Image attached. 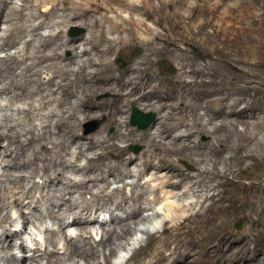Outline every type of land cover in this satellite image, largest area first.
Instances as JSON below:
<instances>
[{
	"label": "bare ground",
	"instance_id": "obj_1",
	"mask_svg": "<svg viewBox=\"0 0 264 264\" xmlns=\"http://www.w3.org/2000/svg\"><path fill=\"white\" fill-rule=\"evenodd\" d=\"M9 1L11 0H0V25L8 24L6 29L8 35L5 40H2L0 50L15 43L14 40L19 38L18 33H15L19 32L17 30H20L24 35L26 29L24 28L23 31V27L21 25L19 27L18 22H23L26 11L35 24H29L28 27L25 22L27 24L25 26L30 29L28 32L31 33V37L25 41L24 50L18 56L9 55L0 59V78L6 70L15 71L20 68L22 76L29 74L26 75L28 77H23L26 85L24 83V86L18 85L19 87L12 85L15 87L13 89L10 85L4 91L2 88L0 93L7 90L9 99L14 100L19 96L18 91L15 92V90L19 89V92L25 94L27 98L30 97L33 100V97H38L37 101L35 100L38 103L37 106H34V103L32 106L34 110H44L47 107L55 106L54 110L57 111H49L44 114L43 121L38 124L40 132L37 134L33 131L29 132L30 136L25 142H20L17 135L7 133L15 131L11 126L5 128L6 133L0 132V143L2 140H7L8 146H16L17 151H21V154L29 151L28 159L31 162L39 157L37 154L40 152L51 155L59 148L58 144L65 140L64 142L69 145H74L75 151L72 152L74 161L61 157L55 168L58 165L62 171L80 173L82 177L79 181H74L68 176L57 180L55 177L50 178L47 175L46 166L42 167V173L47 181L60 182L62 187L58 188L59 184L57 188L53 189L54 192L60 193L55 203L51 200L49 190L45 195L42 194L35 200L31 190L26 192L21 190L18 181H21L23 176H16L15 173L8 170L19 166L25 168L27 163L24 161L18 164L16 162L18 153L16 152L13 157H11L12 152L4 155H9L10 159H4L6 164L3 166L8 169L5 170L7 173L2 176L4 181L6 179L12 184V187H3L6 194L3 193L5 199L2 200L8 203L7 193L14 188L18 195L15 201L22 202L23 199H26L29 201L26 205L33 207L36 211H39L43 201H50L49 208L47 207L48 213L57 222L59 229L62 228L60 233L66 227H77L80 232V235L66 239L64 245L59 249L47 250L46 248L43 250L40 256L47 259L46 264H58L62 259L69 261L79 259L84 264H110L108 257L115 254L118 247L131 248L127 237L132 235L135 226L149 223L152 218H155L157 213L154 212L151 204L159 203L160 197L163 198L167 195L175 197V191H180L176 194L179 199L186 198L189 193L196 195L197 198L195 202H190L187 205H176V209L180 208L182 216H175L176 219L173 221L176 222L173 226L171 225V228L162 227L160 231L164 235L167 232V235L159 238V243L152 249V254H149L147 260L139 264H264V100L259 98L248 101L243 94L233 96V91L232 93L228 91L229 86L228 88L223 87L230 83L231 87L237 89L239 83H244L246 89H250L249 86H254L260 92H264V33L262 26L260 25L262 28L260 29L259 24L250 23L244 28L247 30L246 33L251 32L250 36L245 34L246 36L243 37H241L242 35L233 37L235 42L233 43L232 40V43L229 42V46H231L230 49L235 48L237 56H231L229 54L231 50L227 53L217 48L210 49L211 52L202 54L200 60L207 58L208 62L203 61L201 68L195 67L198 64L197 58L192 56L194 54L190 55V58L186 57L189 59L184 61L179 57L181 63L178 64V77L176 76L177 78L173 81L176 87L163 93L153 88L154 80L150 71L153 59L150 57L153 54L162 53L183 57L189 53L188 47L192 45L193 41L191 42L183 35H174L171 39L165 40L158 36L153 38V13L156 12L153 0H17L18 4L14 2L15 0ZM177 9L175 6L172 13H169L170 20H175V26L179 25L181 29H185L186 26L182 24L183 22L181 23L177 19L179 15ZM125 11L129 13V16L122 18L120 22L107 16L112 12L121 16ZM135 14L144 19L133 18ZM53 16L54 20L57 18L60 21H50L51 32L42 35L39 31L43 29L45 21ZM89 19H92V25L87 37L86 35L79 39L63 37V27L74 22H78L79 26L87 27ZM145 21H150L151 25ZM56 42L58 45L54 50L52 46ZM154 42L163 43L164 48L158 47V44H153ZM34 43L38 44L35 46V51L28 52V48L34 46ZM60 47L61 50L62 48L72 50V57L64 58L60 53ZM132 49L134 55L140 54V58L134 62L130 61L131 63L129 62L130 64L122 70L116 69L113 62L110 61V56ZM44 50L48 51L47 54L41 53ZM82 57H86L85 60L83 59L84 61L80 59ZM78 58L81 64L76 61ZM72 60L78 64L74 70L70 67L71 64H74ZM34 68L37 69L34 70ZM42 69L50 71L51 78L45 82L43 80L36 82L32 77H38ZM192 74L207 76L211 81L185 78L186 75ZM30 84H32V88L27 87ZM100 92H109L115 97L107 103H96L93 98ZM187 98L190 99V102H187ZM180 99H185L186 103L183 100L184 105L177 107V102ZM133 102L139 105L153 104V108L159 114L163 113L154 127V132L144 134L149 142L147 152L150 155L144 159L140 167L136 168L137 170L135 169L134 176L131 174V169L127 172L128 165L133 164L134 160L131 157L124 158L120 147L110 141L115 137L122 139L135 133L134 129L127 127L125 121L127 119L125 112L128 110L125 108L128 103ZM78 114L83 119L89 116L105 117L106 120L100 131L97 132L98 134L103 135L106 127H109L108 125L111 123L115 125L116 131L111 138H104V141L96 140L95 137V141L93 137L83 138L76 131L81 118ZM187 116L192 117L190 123L185 120ZM30 118L32 119V117ZM203 118L206 124L210 125L220 120L218 125L213 124L210 132L221 133L214 143L205 146L191 139L193 135L195 138L203 132L207 133V127L201 123ZM5 121L7 122L6 119ZM75 122L78 124L74 125L76 127L73 129V125L72 127L70 125ZM3 123L4 118L1 116V129L6 127ZM238 125L242 127V130L237 129ZM122 129L124 132L121 131ZM47 135L55 136L56 140L62 139V142L51 144L52 146L48 147L45 143ZM260 137L262 138L260 139ZM33 146L37 147L33 148ZM251 146H254L256 151L251 149ZM7 148L5 147L0 153H4ZM94 149H99L101 152L95 153L94 157L86 158L83 167L76 164L79 158L85 156V152ZM226 154L227 156H225ZM110 156H116L117 163L115 165L104 163L105 159ZM114 157L112 158L114 159ZM247 160H251L252 163L245 166ZM119 167L122 169L118 170ZM251 168L252 171L248 170ZM123 169L127 174L129 173L128 175L137 177L131 186L134 189L140 186L139 191H132L130 195H125L118 188L110 193L106 192L105 188L92 196L94 204L78 207L76 203H71V195L87 189L89 182H105L108 185L109 183L106 182L108 176H114L116 171ZM118 175L121 178L120 174ZM254 175L259 178L254 180ZM145 177L146 181L141 184L139 181ZM2 180L0 179V187L4 182ZM153 180H158L156 187L150 186V182ZM246 186L248 188L241 197L240 194L236 196L237 194L234 193H225V190L228 192ZM218 188L224 190L208 195L203 193L214 192ZM114 192L120 193L118 201L112 198L115 195ZM149 193L152 194L151 199L148 198ZM165 207L172 208L168 205ZM3 209L0 205V254L8 252V255L5 254L7 255L5 258H0V264L36 262L37 257L35 256L18 259L11 253L17 247L16 243H13L17 234L13 233L8 236L6 233L11 221L7 214L2 215ZM102 210L108 213L110 222L114 220L113 216L116 211L124 213L125 217L120 218L117 225L109 229L103 228L100 239L91 243L90 237L87 236L89 227L98 222ZM180 210L178 211L180 212ZM186 212L192 213L185 215ZM244 212L247 215L255 216L249 219L250 225H252L251 233L236 235L232 233L233 231H228L233 223L245 218V216H239ZM68 218L70 222L66 224L65 220ZM22 219L24 225L22 228H25V224L30 222V218L22 217ZM114 222L115 220L112 224ZM5 223L6 226H4ZM49 234L55 237L53 233ZM123 240L126 243L121 244ZM150 240H153L152 236ZM250 243H253L252 248L249 247ZM50 245L55 247V241H50ZM171 245L174 247L169 250ZM19 248L23 249V245L20 244ZM165 251H169L168 254L164 253ZM52 258L55 259L54 262L51 260Z\"/></svg>",
	"mask_w": 264,
	"mask_h": 264
},
{
	"label": "rangeland",
	"instance_id": "obj_2",
	"mask_svg": "<svg viewBox=\"0 0 264 264\" xmlns=\"http://www.w3.org/2000/svg\"><path fill=\"white\" fill-rule=\"evenodd\" d=\"M11 1H13V0H11ZM11 1H9V2H11ZM14 2L16 4L19 3L17 0H15ZM20 4H21V2H20ZM9 5H10V3H9ZM116 6L119 7L118 5H116ZM175 6L178 8L177 10L179 13L177 19L180 20L181 23L183 22L182 24L184 26H186L185 29H181L179 25L175 26L174 25L175 20H172V19L170 20V14L172 13V11H173L172 9ZM153 7L155 8V9L154 8L153 9L156 10V12L153 13V38L155 36H158V37H161V39L163 38L162 40H165V39H171V37H174V35L175 36L183 35V36L189 38L191 40V42L193 41L192 45L190 47H188L189 50L187 49L189 53H187V55H184L183 57L177 56V55L171 54V53H169V54H167V53L153 54V56L150 57L151 59H153L152 66L150 67V71H151V74H152L153 80H154L152 83L153 88L160 90L163 93H166V91H168V89H173L174 87H176L175 84L173 83V81H174V79H176L178 77V64L181 63V62H179V60L181 58L183 61L188 60L191 57L190 55L194 54L192 56L195 57V59L197 58L196 61L198 64L195 67L201 68L203 61L208 62L207 58L206 59L203 58V60H200L202 57V54L204 55V52H208V51L211 52L214 48H217L220 51L221 50L225 51L227 53H229V50H231L229 54H231V56H237V54L235 53V48L230 49L231 46H229V44L232 42L234 43L235 42L234 38L237 36H241V35H242L241 37L246 36V35L250 36L251 32H249V33L247 32L248 33L247 34L245 32L247 30L244 29L250 23H257V24H259L258 26L261 25L263 29L261 28V26H260V29H262L263 33H264V0H153ZM26 12H25L26 16L24 18L25 21L23 20V22L22 21L18 22L19 23L18 26L19 27L22 26L23 31L25 29L27 30V28L29 27V24L31 25L34 22L28 16V11H26ZM162 13H163V15H162ZM107 16L112 18V19L114 18V20L116 19V21L120 22L122 20V18H127V16H129V13L125 11V12H122V14L120 16V15H116L115 13L112 12V13H108ZM26 17H27V20H26ZM166 17L169 19H167ZM133 18H140L142 20L144 19L142 16L138 17L137 14H135V17L133 16ZM58 20L59 19H57V18L54 20V16L50 17L49 20L45 21L43 29H41L39 32L42 35H47L48 33L51 32L49 22L50 21H58ZM30 21H31V23H30ZM25 22L28 24V27L25 26V25H27ZM145 22L148 25H151L150 21H145ZM4 24L5 23L0 25V39H1L0 44H1L3 39L4 40L6 39V37L8 35V33H6L7 32L6 29L8 27V24H5V25ZM33 24H35V23H33ZM79 25L80 24L78 22H74V23H71V24L63 27V31H64L63 37L65 39H72V38L79 39L80 37L82 38L85 35L87 37L89 34L88 32H89L91 25H92V19L88 20V26L87 27H82ZM26 30L24 31V35L22 34V32L20 30H17V31H19L21 33L15 32V33H18L17 36H19V38H16L14 40L15 43H13V44L11 43L9 45V47H5L3 50H0V59L5 58L9 55H17L18 56L20 54V52H22L24 50L25 41L30 39V37H31L30 36L31 33L28 32L30 29L28 28V30L27 31ZM96 36H97V34H96ZM209 39L211 42L209 41ZM224 41H225V43H224ZM153 44H158L157 45L158 47L164 48L163 43L161 44L158 42H154ZM36 45H38V44L34 43V46L29 47L28 52H31V51L34 52ZM57 45H58V43L56 42L55 45L52 46L53 47L52 49L55 50ZM202 45H203V47H201ZM210 49H212V50H210ZM59 50H60V53L62 54V56L64 58L69 59L70 57H72L71 56L73 54L72 50H70L68 48L67 49L62 48V50H63L62 51L61 47L59 48ZM43 52L47 54L48 51L44 50L41 53H43ZM197 53H198V55H197ZM179 57H180V59H179ZM186 57H189V58L187 59ZM85 58L86 57H82L80 59L82 61H84ZM139 58H140V54L134 55L133 49H132L131 51H128V52L122 51L119 54H113L112 56H110V59H111L110 61L113 62V66L116 69L122 70L128 64L131 63L130 61L134 62L135 60L137 61ZM76 61L78 62V64H81L79 58L76 59ZM76 61H73L74 64L70 65L71 69H73V70L78 67V64ZM76 65H77V67H76ZM21 68H23V66H21ZM37 68H34V70H36ZM8 71H10V72H8ZM8 71L6 70L1 77L2 79L0 78V91H2V88H3V91L5 88H9L10 85H11V89H13L14 86L19 87V86L26 85L25 84L26 81H24L23 77H25L26 75H29L28 73L22 76L20 68H17L15 71H13V70H8ZM26 77H28V76H26ZM32 78L36 82H38V81L42 82V80H43V82H45L46 80L51 78V73H50V71H48L46 69H42L41 73L38 75V77L33 76ZM185 78H187L188 80H196V81H201V80L205 81V82L211 81V79L209 77H207V76L202 77L200 74L186 75ZM17 83H19V84H17ZM23 83H24V85H23ZM239 84L240 85H239V87H237V89L234 88L233 86L231 87L230 83L223 85V87L228 88V86H229L228 91L230 93H232V91H233V94H232L233 96H236V94H243V96L245 98H247L248 101L254 100V99H259V98L264 100V97H263L264 92H260L258 89L254 88V86H252V87L249 86L250 89H246V85L244 83H239ZM12 85H14V86L12 87ZM31 85L32 84L28 85L27 87L32 88ZM78 85L81 86L80 84H78ZM229 89H232V90H229ZM16 91H18L17 93H19L18 94L19 96L17 97V99H14V100L9 99V97H8L9 93L7 90L5 92L0 93V107H1L0 110L2 111L0 113V117L2 116V118H4L3 125H6V127H4V129L0 128V132L6 133L7 130L5 128H7V127L10 128L12 126L15 131H13L11 133L7 132V133L9 135H11V134L17 135L18 140L20 142H25L26 139L30 136V135H28L29 132L33 131L35 134L40 132L38 124L40 123V121L41 122L43 121L42 116L44 114H47V112H49V111H55L56 112L57 110H54L55 106H51L52 110L50 107H47V109H44V110L43 109L34 110V107H32V106H33V103H34V106H37L38 103L36 101H37L38 97L35 96V97H33L34 99L32 100V99H30V97L27 98L25 94L20 93L19 89H16L15 92ZM114 97H115V95L111 94L109 92H100L94 96L93 101L96 103H99V104L100 103H107L110 100H112ZM33 101H35L36 103ZM179 101L177 102V107H182L184 105V103H186L185 99H180ZM31 102H32V104H31ZM187 102H190V99L187 98ZM147 105H142V104L139 105V104L134 103V102L128 103L127 107L125 108V110L128 109V110H126L127 112H125V116L127 117V119L125 121L127 123L126 124L127 127H129L130 129H134L135 133H133L132 135H130L128 137L122 138V139L115 137L114 139L110 140L111 142L116 143L120 147L124 158L131 157L134 160L133 164L131 163L128 165L129 167L127 169V172H129L131 169V172H132L131 174L133 176L136 173L135 172L137 170L136 168L140 167V165L144 161V159H146L150 155L147 152L148 147H149V142H148V140L144 134L147 132H149V133L154 132L153 131L154 127L159 122L160 117L163 114V113L159 114L153 108V104H147ZM242 106H243V104L241 105V107ZM132 107L137 108L138 110H140L143 113H153L155 115L154 121L152 122V124L148 128L143 129V130H139L135 126H132L130 124ZM30 108H31V110H30ZM126 113H128V114H126ZM29 115H30V117H32L33 120L29 117ZM79 117H81V116L79 115ZM5 119L7 120V122L5 121ZM105 120H106L105 117L89 116V117H86L85 119H83V117H81L80 121H78L79 125H77L78 123H76V122H75L76 124L71 123V125L70 124L69 125L71 127L73 125V127H72L73 129L76 127L74 125H77L79 129L76 127V131L83 138L93 137V139H94V137H95L96 140L104 141L105 140L104 138H107V139L111 138V136L116 131V128L114 127L115 125H113V123H111L108 125L109 127H106L105 131L103 132V135L98 134L97 132L100 131V128L104 124ZM185 120L188 122L189 121L191 122L192 117L187 116V118ZM218 121H220V120H218ZM218 121L214 122L213 124L215 126L218 125L220 123ZM201 123H203V125H205L207 127L206 128L207 133L203 132V133L199 134L198 136H195V138L193 137L194 136L193 135L191 137V139L195 140L196 142H199L202 146L208 145L212 142L214 143V141H216V139L218 137H220L221 133L220 132H217V133L210 132V130L212 131V127L214 125L213 124H211V125L206 124V121L204 120V118H203V120H201ZM35 127H37V128H35ZM237 129L242 130V127L240 125H238ZM121 131L124 132L123 129ZM52 136L53 135H47L46 136L47 140H45V143L47 144L48 147L49 146L51 147L52 146L51 144H55V143L58 144V142H60L62 140V139L56 140L55 136H53V137ZM49 138H51L53 140H51ZM261 138L262 137H260V139ZM95 139H94V141H95ZM62 141L64 142L65 140H62ZM63 142L61 144H58L59 148H57V150H56L58 153L56 151H54L56 154L53 152L51 155H47L45 152H42V153L40 152L39 153L40 155L37 154V156H39L40 158L36 157L37 159L35 158V160H32L31 162H29V159H28V156L30 153L29 151L26 152L25 154L24 153L21 154V151L20 152L17 151L16 146L14 147V145H11V146L9 145L10 146L9 147L8 141L2 140L0 143V152H2L5 147H8V148L4 153H0V163H1V165H0V179L1 180L3 179L2 181H4V177L2 176V174H6L7 172L5 170L8 169L6 166H3L4 164H6L4 162V159H10L9 155H7V156H4V155L12 152L13 155H11V157H13L16 155L15 154V152H16V153H18V156H17L18 159H16V162L18 164H21L22 162L25 161L27 164L25 165V168H22L17 164L19 167L15 168V169H8V170H9V172L12 171L11 173H13V174L15 173L14 175H16V176H18V175L23 176V179L21 181L19 180L20 182L18 181V184L21 186V190H23V192H26L27 190H31L35 200L38 199L40 197V195H42V194L45 195V193H47V191L49 190L48 193L51 195L50 196L51 200H52V202L55 203L57 201L56 198H57V196H59L60 193L54 192L55 190H53V189L57 188L59 186V184H60V186L58 188H61L62 183L57 182V181H51V182L47 181V178L42 173V167L46 166L45 167L47 170L46 173H47V175L50 176V178L55 177L58 180V179L66 178L68 176V178H71L74 181H79V179H82L80 173H72L70 171L67 172L66 170L62 171V169H59L58 165H57V168H55V165L61 160V157H64V159L72 161V162L74 161V159L72 157V156H74L72 154V152L75 151V149L73 147L74 145H69L67 142H64V143ZM36 147L37 146H35V147L33 146V148H36ZM253 147L254 146H251V149L255 150V148H253ZM71 148H72V150H71ZM136 148H139V149H137V151L135 152ZM15 149H16V151H15ZM97 152L100 153L101 151L99 149H94L92 151H87V153L85 152V154H84L85 156L79 158L77 160L76 164L80 167L85 166L86 158L94 157V154ZM116 155H117V153H116ZM59 156H60V158H59ZM225 156H227V154ZM50 157H51V159H50ZM112 157H114V156H110V157L106 158L104 163L115 165L117 163V161L115 160L116 156L114 157V159ZM70 158H72V159H70ZM52 163H53V165H52ZM251 163H252L251 160H247V161H245L244 165L248 166ZM121 169L122 168L119 167L118 170H121ZM13 170H15V171H13ZM248 170L252 171L253 169L251 168ZM73 174H74V176H73ZM75 174H77V175H75ZM118 174H120L121 178L119 177ZM128 174L125 172L124 169L122 171H116L114 176H108V179L106 180V182L109 183L108 185H106L105 182H96V183H90L89 182L87 189H83L82 191L80 190L79 193L76 192V193H73L71 195V197H70V199H72L71 203H73V202L76 203V205H78V207L94 204L95 202H93L92 196L95 193H99V192L103 191L105 188H106L105 191L106 192L108 191V193H110L112 190L118 188V189H120L121 193L123 192L122 194H125V195H130V193L132 191H134V192L139 191L140 186L136 187V189L132 188V186H131V183L136 181L137 177H133V176H130L131 174L130 175H128ZM258 178H259V176L254 175V180L258 179ZM145 181H146V177L142 178L139 182L141 184H143ZM46 182L48 185L46 184ZM8 184H9V186H8ZM49 184H51V185L49 186ZM157 184H158V180H155V181L153 180V182H150L151 187L152 186L156 187ZM52 185H53V187H52ZM3 187H12V184H10L9 181H7L5 179V181L2 182V185L0 187V192H1L0 193V205H1V207L4 208L2 215L7 214L9 216V221H11V224L8 227V230L6 231V233L8 234V236H11L13 233L17 234L16 239L13 241V243H16L17 247H15L11 253L13 255H15L18 259H22V258L27 259V258L32 257V256L37 257L36 262L31 263L29 261H26L25 264H46L47 259L40 256L42 254L43 250H45L46 248H47V250H52L53 248L59 249L64 245L66 239H68L69 237H76V236L80 235V232H79L77 227H66L65 229H63V232L60 233V230L62 228L59 229L57 222L48 213V208H49L48 206L50 204V201H47V200L43 201L41 207L39 208V211L38 210L36 211L33 209V207H29L28 205H26L29 202L26 199H23V201L26 200L25 201L26 203L25 202L23 203V201L22 202L15 201L18 198V195H16L14 188H12L10 190H12L13 192L10 191L9 193H7V198H8L7 202L8 201L9 202L6 203L4 200H2V199H5V198H3V197H5L3 195V193H5L3 190ZM231 188H233V187H231ZM247 188H248V186H246L244 188H235V189H232L228 192L225 190V193L226 194L234 193V194H237L236 196H238V194H240L239 196L241 197L245 194ZM222 190H224V189L218 188L214 192L213 191H211V192L206 191L207 193H205V192H203V193L205 195H208V194L216 193V192L222 191ZM233 190H235V191H233ZM177 192L180 193V191H175V197H174V195H167L166 197H163L164 199L162 197H160L161 200L159 198V203H157L158 205L155 203L151 204V206L153 205L152 207H153L154 212L157 213V215L154 216L155 218H152V220L150 221L151 223L149 222V223H144V224H140V225L138 224V226H135L134 231L131 233L132 235H129L127 237V241L129 243H131V248L128 249V248H124V247H118L115 251V254L108 257L110 264H139L140 262H144L145 260H147L149 254H152V252H153L152 249L158 245L159 238H163L164 236L167 235L166 234L167 232H165V235H164V233H162L160 231V230H162V227L163 228H171L173 226V224H175V222H176V221L174 222L173 219L175 220L177 216H182V214L180 215V213H181L180 208L176 209V205H179V206H183L185 204L187 205L190 202H195V200L197 198L196 195L194 196L192 193L191 194L189 193L186 196V198L184 197V198L179 199V197H177L178 195H176V194H178ZM61 193L63 194V191H61ZM114 193H115V195H113L114 197H112V198L114 200L118 201L120 199V193H116V192H114ZM67 197H69V196L67 195ZM52 198H54V199H52ZM117 198H119V199H117ZM148 198L151 199L152 194L149 193ZM3 203H4V205H3ZM167 205L172 206V208L168 209L167 207H165ZM178 210H180V212ZM127 211H129V209H127ZM192 211L194 212V210H192ZM191 213L192 212H189V213L186 212L185 215L191 214ZM39 214H40V216H39ZM249 215H247L246 212H244L243 214H239V216H245V218L240 219L236 223H233L229 227L228 231H231V232L233 231L232 233H235L236 235L237 234H239V235L248 234L249 235L252 231L251 230L252 225H250L249 219L255 217L253 215H250V216ZM22 217L30 218V222L25 224V228H22L24 226ZM124 217H125L124 213L116 211L115 215L113 216V218L115 220V222H114L115 224L114 223L112 224V222L114 220H112V222H110V217H109L108 213L105 210H102V212L100 213V216L98 218V222L94 223L93 225H91L89 227V234H87V236L90 237L91 243L97 242L100 239L102 232H103V228L109 229L110 227L117 225L119 219L120 218L122 219ZM243 220H245V221H243ZM69 222H70L69 218L65 220L66 224H68ZM6 225L7 224L5 223L4 226H6ZM151 226H153V229H151ZM158 231H160V232H158ZM50 232L53 233L55 235V237L51 236L49 234ZM0 233H1V229H0ZM151 236L153 237L152 241L150 240ZM52 240L55 241V247H52L50 245V241H52ZM124 243H126V242L123 240V242L121 244H124ZM20 244L23 245V249L19 248ZM173 247H174V245H171L169 247V250L173 249ZM249 247L252 248L253 243H250ZM168 252L169 251H165L164 253L168 254ZM5 254L8 255V252L7 253H1L0 258H5L7 256ZM106 254H107V251H106ZM118 255L122 256V257H118ZM115 256L118 257L116 261H114V259L116 258ZM119 258H125V259H119ZM51 260L53 262L55 261V259H53V258ZM60 263L61 264H84V262L79 260V259L70 260V261L62 259ZM60 263H58V264H60Z\"/></svg>",
	"mask_w": 264,
	"mask_h": 264
},
{
	"label": "water",
	"instance_id": "obj_3",
	"mask_svg": "<svg viewBox=\"0 0 264 264\" xmlns=\"http://www.w3.org/2000/svg\"><path fill=\"white\" fill-rule=\"evenodd\" d=\"M154 119L155 115L153 113H143L135 107H132L131 109L130 124L139 130L148 128ZM137 149L139 148H136L135 152Z\"/></svg>",
	"mask_w": 264,
	"mask_h": 264
}]
</instances>
